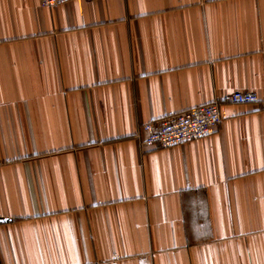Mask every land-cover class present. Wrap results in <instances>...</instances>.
<instances>
[{"label": "crops", "instance_id": "1", "mask_svg": "<svg viewBox=\"0 0 264 264\" xmlns=\"http://www.w3.org/2000/svg\"><path fill=\"white\" fill-rule=\"evenodd\" d=\"M40 1L0 0V264H264V0Z\"/></svg>", "mask_w": 264, "mask_h": 264}, {"label": "built area", "instance_id": "2", "mask_svg": "<svg viewBox=\"0 0 264 264\" xmlns=\"http://www.w3.org/2000/svg\"><path fill=\"white\" fill-rule=\"evenodd\" d=\"M71 1L75 0H41L40 6L53 8ZM225 100L232 104H252L259 101L257 94L251 91H234ZM220 105L219 101H212L158 121L143 123L136 135L137 141L141 147L157 149L203 138L220 125Z\"/></svg>", "mask_w": 264, "mask_h": 264}, {"label": "water", "instance_id": "3", "mask_svg": "<svg viewBox=\"0 0 264 264\" xmlns=\"http://www.w3.org/2000/svg\"><path fill=\"white\" fill-rule=\"evenodd\" d=\"M0 222H3V219H0Z\"/></svg>", "mask_w": 264, "mask_h": 264}]
</instances>
